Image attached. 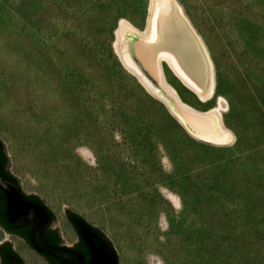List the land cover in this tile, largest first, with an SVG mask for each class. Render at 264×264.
Returning <instances> with one entry per match:
<instances>
[{"label":"rangeland","instance_id":"1","mask_svg":"<svg viewBox=\"0 0 264 264\" xmlns=\"http://www.w3.org/2000/svg\"><path fill=\"white\" fill-rule=\"evenodd\" d=\"M180 1L211 51L216 96L203 102L168 77L187 103L227 100L231 143L189 135L121 64L116 28L142 27L148 0H0L10 169L57 217L70 208L104 230L119 264H145L146 252L164 264H264V0Z\"/></svg>","mask_w":264,"mask_h":264},{"label":"bare ground","instance_id":"2","mask_svg":"<svg viewBox=\"0 0 264 264\" xmlns=\"http://www.w3.org/2000/svg\"><path fill=\"white\" fill-rule=\"evenodd\" d=\"M254 4L258 6L259 3L256 1ZM115 32L114 44L122 41L124 49H128L124 41L126 35L137 34L129 56L135 57L141 68L157 80L161 95L196 136L219 145L234 140V133L224 123L223 111L227 108V100L222 95L217 96L213 106H195L181 99L168 77L169 70L203 102H209L216 96V68L211 51L180 0H148L142 27L123 18ZM258 55L264 69V56L261 52ZM56 226H59L65 243L72 245L77 234L70 221L58 213ZM1 239L12 241L27 264H46L42 255L21 237L4 233Z\"/></svg>","mask_w":264,"mask_h":264},{"label":"water","instance_id":"3","mask_svg":"<svg viewBox=\"0 0 264 264\" xmlns=\"http://www.w3.org/2000/svg\"><path fill=\"white\" fill-rule=\"evenodd\" d=\"M116 37L117 36L115 32L114 40H116ZM136 38H137V34L126 35V37L124 38V41L126 42L128 49H124L122 47V41L118 45L114 44L113 42L114 49L121 61V64L128 71H130L153 96L157 97L165 104L169 113L173 117H175L176 121L183 126V129L189 135L201 141H205L203 138L196 136L190 130L187 124L183 120H181L179 116H177V114L171 108V105L168 104L165 98L161 95L157 80L154 79L150 74H148L144 69L141 68L138 60L135 57L129 56L130 46L132 45V43L134 42ZM0 140L2 141V144L5 148V151L8 157V160H7L8 170L11 173H13L10 169L11 160L8 154L7 145L1 137H0ZM15 176L18 178L20 184L8 178H4V176L1 174L0 175V186L4 189V191L7 194V206L8 207H7L6 214H7V219H8L9 224L13 227H19L25 224L32 225L30 233H29V240H27L23 236L18 235L30 247L35 249L43 257H45L44 254L53 255L55 257L63 259L66 264H119L120 258H119L118 251L114 245V242L111 240L112 241L111 243L110 241H107L106 239H104L101 235H99L93 229V227L88 223V221L82 218H75L72 221L67 216V219L73 225L77 233L81 235L84 243L90 249L91 251L90 260H87L85 256L83 255V253H81L79 250H77L74 247L75 245H78V243H81L80 237H79V241H77L73 246L65 244V240L62 238L61 235L60 236H61L62 241L60 244H54V243H50L46 241L42 237V234L48 227H50L53 224L48 207L45 206L44 204H41L39 202H35V201H32L26 198L20 186L21 180L17 175ZM32 194H36V193H32ZM67 209H70V208H67ZM67 209H66V215H67ZM55 221H58L57 215H56ZM55 229H57L60 233L59 226H57ZM6 241H9L13 249L21 256V254L15 249L14 243L10 240H6ZM24 263H25V260H24ZM0 264H5V263L0 261ZM6 264H22V262L18 255L12 254L9 258L8 263Z\"/></svg>","mask_w":264,"mask_h":264},{"label":"trees","instance_id":"4","mask_svg":"<svg viewBox=\"0 0 264 264\" xmlns=\"http://www.w3.org/2000/svg\"><path fill=\"white\" fill-rule=\"evenodd\" d=\"M1 144H2V141L0 140ZM3 145V144H2ZM5 160H8V157H7V154L5 152ZM9 176L13 177V178H17L13 173H11L10 171L7 173ZM38 198V200H40L45 206L48 207V210H49V213L51 215V218L55 220L56 218V215L54 213V211L48 206L46 205L45 201L39 197L38 195L36 196ZM67 216L69 219H71L72 221L75 219V218H82L86 221H88V223L93 227V229L99 234L101 235L104 239H106L107 241H111V239L109 238V236L105 233L104 230H102L100 227L92 224L89 220L86 219L85 216H83L82 214L72 210V209H67ZM29 233H30V230H26L24 231V234L26 236V239L29 240ZM79 235V233H78ZM42 237L50 242V243H54V244H60L61 243V236H60V233L57 229L55 228H51V229H46L43 234H42ZM80 237V242L81 243H78V245H75L74 247L79 250L81 253H83V255L85 256V258L87 260H90L91 259V251L90 249L87 247V245L84 243L81 235H79ZM6 247H9V250L6 251L5 250V254H6V257L8 258L9 255H12V254H16L20 257L21 259V262L22 264H25L24 263V259L13 249L11 243L9 241H5L3 242L1 245H0V248H6ZM45 258L49 261L52 262V264H66L65 261L61 258H58V257H55L53 255H49V254H44Z\"/></svg>","mask_w":264,"mask_h":264},{"label":"flooded vegetation","instance_id":"5","mask_svg":"<svg viewBox=\"0 0 264 264\" xmlns=\"http://www.w3.org/2000/svg\"><path fill=\"white\" fill-rule=\"evenodd\" d=\"M5 148L4 146L1 144L0 142V175L2 174L4 176V178H8L10 180H13L15 182L19 183L18 178H13L11 176H9L7 173L9 172L8 167H7V160H5ZM21 186V185H20ZM23 194L26 198L35 201V202H39L41 204H43L40 200H38V198L36 197V194H28L26 193L23 188L21 187ZM7 194L4 191V189L0 186V226L2 227V229L11 234V235H20L26 238L24 231L26 230H31V224H25L23 226H19V227H13L9 224L8 219H7ZM54 219H52V222L54 223ZM53 229V226L51 225L50 227L47 228L48 229ZM19 237V236H18ZM3 243V242H2ZM6 251L9 250V247L6 248H0V261L4 262L5 264L8 263L9 258L11 255H9V257H6V254L4 253ZM48 264H52L51 261L48 260Z\"/></svg>","mask_w":264,"mask_h":264},{"label":"clouds","instance_id":"6","mask_svg":"<svg viewBox=\"0 0 264 264\" xmlns=\"http://www.w3.org/2000/svg\"><path fill=\"white\" fill-rule=\"evenodd\" d=\"M116 139H120V134L116 133ZM76 151L80 153L81 151L86 152L88 155H91V150L87 147L83 149L77 148ZM161 163L164 167L165 171L170 170L171 168V158L166 155V150H161ZM167 193V197L170 199V202L173 206L177 209L182 207V197L177 192H171L170 190H165ZM145 264H164L162 258L159 256L158 253L155 252H146L144 255Z\"/></svg>","mask_w":264,"mask_h":264},{"label":"crops","instance_id":"7","mask_svg":"<svg viewBox=\"0 0 264 264\" xmlns=\"http://www.w3.org/2000/svg\"><path fill=\"white\" fill-rule=\"evenodd\" d=\"M53 228H55V227H53ZM66 244V243H65ZM47 260V259H46ZM47 262H48V260H47Z\"/></svg>","mask_w":264,"mask_h":264}]
</instances>
